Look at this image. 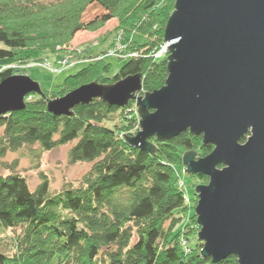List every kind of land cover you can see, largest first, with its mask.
<instances>
[{"label":"trees","instance_id":"16d2710c","mask_svg":"<svg viewBox=\"0 0 264 264\" xmlns=\"http://www.w3.org/2000/svg\"><path fill=\"white\" fill-rule=\"evenodd\" d=\"M176 1L63 0L43 4L0 0V61L8 60L9 66L36 62L19 72H1L0 82L15 75L29 76L45 60L41 56L57 55L58 47L88 54L84 52L97 46L96 40L114 31L125 41L121 47L139 55L127 63L113 57L123 62L113 77H109L112 65L104 58L91 59L68 76L61 89L43 92L44 96L32 94L25 111L0 116V162L23 147L38 145L50 152L77 142L69 153L70 164L94 163L78 189L65 188L56 195L51 194L45 176L34 192L15 172L0 177V235L8 230L16 235L15 254L0 255V264H214L202 257L204 244L198 239L201 229L196 208L187 203L174 169L184 166L186 154L196 153L197 159L209 156L212 145H204L202 136L188 131L166 142L151 139L155 153L132 146L128 139L141 131L140 115L131 118L127 114L133 109L139 114L137 101L118 108L94 100L76 107L73 117L48 111L50 101L95 81L112 85L141 74L140 96L162 89L169 76L170 55L158 58L155 53L164 46L165 28ZM124 3L126 8L132 5L130 17L124 16ZM89 43L91 47L81 49ZM119 112L122 117L127 115L123 126L106 127L104 123ZM197 176L209 182L207 177ZM194 197L196 191L191 203ZM218 264H238V260L231 256Z\"/></svg>","mask_w":264,"mask_h":264},{"label":"water","instance_id":"95a60500","mask_svg":"<svg viewBox=\"0 0 264 264\" xmlns=\"http://www.w3.org/2000/svg\"><path fill=\"white\" fill-rule=\"evenodd\" d=\"M164 41L171 54L162 89L137 98L141 74L95 81L50 101L48 111L73 117L94 100L118 108L137 101L141 131L128 142L151 153L153 138L202 136L213 152L183 159L187 174L209 179L195 190L202 257L264 264V0H177ZM32 94L44 96L27 75L2 80L0 116L25 111Z\"/></svg>","mask_w":264,"mask_h":264},{"label":"rangeland","instance_id":"374dc122","mask_svg":"<svg viewBox=\"0 0 264 264\" xmlns=\"http://www.w3.org/2000/svg\"><path fill=\"white\" fill-rule=\"evenodd\" d=\"M38 1L43 4H55L63 0ZM126 3L121 6L123 11L125 9V13H127H123L124 16H127L132 10V5L130 8H126L128 7ZM134 39L138 42L142 41L140 36H135ZM121 41L125 43V41L122 40L120 36H118L117 32L114 31L106 37H102L95 41V43H98L97 46H93L96 50L95 52L93 51V48H91V50L88 49L84 52H87L88 54H83L81 52L72 53V51L65 52L63 49V52H61L62 50L58 47V53L55 56L49 53H44L41 57L45 58V60H43L41 63L37 61L40 67H35L34 69H32L29 72V76L32 80L40 84L43 92H52L55 89H58L64 83V80L68 76L75 75L78 71L84 68L89 60L104 58L106 54H109L110 56L112 52H119L120 50H123L124 47L121 46L125 45L121 44ZM167 44L170 46V43ZM89 46L91 47L92 44H86L82 46L81 49H84ZM125 49L127 48L125 47ZM115 56L116 52L113 57ZM113 57L105 59L107 63H110L112 65V75L110 74L109 77H113V75H115L123 66V62H119ZM121 59L126 60L124 56H122ZM32 62L33 61H26L24 65L23 63L17 62L16 64L9 66L7 65L9 64L8 60L0 61V73L8 69L17 72L24 69H28L26 66H30ZM61 88L62 86L60 87V89ZM139 96L140 95L138 94L137 98L143 97V99H145L146 95L140 97ZM29 101L31 100L28 99L27 102ZM132 111L133 112H128L127 115L131 118H139L138 110L133 109ZM127 115H124L122 117V114L120 112L116 113L111 116L110 119L104 123V125L112 129L121 128L123 126L125 118H127ZM2 133L3 129L0 130V137L2 136ZM76 143L77 142L67 146L58 147L50 152H43L40 146L34 145L31 147H23L15 153H9L7 157L0 162V177H5L8 176L10 173L15 172L26 179L28 186L32 192H34L40 185L42 181V176H45L47 178L50 185V192L52 195L61 193L65 188L78 189L81 186L83 177L90 172L94 163H81L77 165L70 164L69 153L70 150L76 145ZM16 162L18 165L16 169H13L14 163ZM174 169L179 175L177 176L179 179L178 186L185 192L188 200L187 203L190 205L192 204V208H196L198 204V197H194L193 203L190 202L192 201L191 199L193 197V193L198 186L207 185L208 180L206 178L201 179L197 175L192 176L190 174H187L185 166H177ZM190 205L187 206L190 207ZM16 232L19 234L20 230L18 229ZM15 245L16 235L13 231L8 230L0 235V255L12 257L16 251Z\"/></svg>","mask_w":264,"mask_h":264},{"label":"bare ground","instance_id":"6f19581e","mask_svg":"<svg viewBox=\"0 0 264 264\" xmlns=\"http://www.w3.org/2000/svg\"><path fill=\"white\" fill-rule=\"evenodd\" d=\"M93 51L94 52L96 51L94 47H93ZM115 52H116V56H119L120 58H122V56H124L126 58V60H124L126 63L131 61L134 58H138L139 57V55H137L138 52L129 53L125 49L120 50L119 52L118 51H115ZM110 57H113V55L109 56V54H106V56H104V59L110 58Z\"/></svg>","mask_w":264,"mask_h":264},{"label":"built area","instance_id":"2783aa9c","mask_svg":"<svg viewBox=\"0 0 264 264\" xmlns=\"http://www.w3.org/2000/svg\"><path fill=\"white\" fill-rule=\"evenodd\" d=\"M168 47H170V46L167 43H164L163 48L158 53H155V57L162 58V57L169 56L170 55V51H169ZM111 55L114 56L115 52H112Z\"/></svg>","mask_w":264,"mask_h":264}]
</instances>
